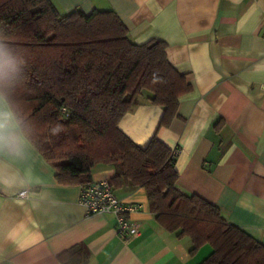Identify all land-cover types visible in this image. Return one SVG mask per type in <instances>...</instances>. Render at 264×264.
<instances>
[{
  "label": "crops",
  "instance_id": "0c3cea01",
  "mask_svg": "<svg viewBox=\"0 0 264 264\" xmlns=\"http://www.w3.org/2000/svg\"><path fill=\"white\" fill-rule=\"evenodd\" d=\"M50 2L60 15L112 10L133 43H166L169 63L191 84L177 116L158 128L163 107L144 96L119 128L140 147L157 134L175 152L177 189L264 244V0ZM0 125V264H199L210 253L205 244L190 255L191 240L160 226L145 190L128 184L115 194L139 205L130 217L140 235L120 237L113 213L87 214L81 186L56 181L1 94ZM114 172L97 164L91 177Z\"/></svg>",
  "mask_w": 264,
  "mask_h": 264
},
{
  "label": "trees",
  "instance_id": "16d2710c",
  "mask_svg": "<svg viewBox=\"0 0 264 264\" xmlns=\"http://www.w3.org/2000/svg\"><path fill=\"white\" fill-rule=\"evenodd\" d=\"M166 47L157 39L133 43L112 10L60 15L50 0H0V94L56 181L82 186L97 164L110 165L112 188H143L157 223L191 240L190 255L211 247L199 264H264V244L216 205L177 189L175 153L157 134L140 147L119 128L144 96L163 107L158 128L177 116L191 84Z\"/></svg>",
  "mask_w": 264,
  "mask_h": 264
},
{
  "label": "built area",
  "instance_id": "2783aa9c",
  "mask_svg": "<svg viewBox=\"0 0 264 264\" xmlns=\"http://www.w3.org/2000/svg\"><path fill=\"white\" fill-rule=\"evenodd\" d=\"M62 113H66V108H61ZM175 153V152H174ZM25 197L26 190L18 193ZM79 203L84 206L87 214L113 213L116 218V233L124 238H132L140 235V228L130 217L139 205L124 204L115 194V190L109 184L107 178L92 180L90 183L80 187Z\"/></svg>",
  "mask_w": 264,
  "mask_h": 264
},
{
  "label": "clouds",
  "instance_id": "9594fccd",
  "mask_svg": "<svg viewBox=\"0 0 264 264\" xmlns=\"http://www.w3.org/2000/svg\"><path fill=\"white\" fill-rule=\"evenodd\" d=\"M5 68V63H4V52L2 48H0V73H3ZM2 127V125H0Z\"/></svg>",
  "mask_w": 264,
  "mask_h": 264
}]
</instances>
